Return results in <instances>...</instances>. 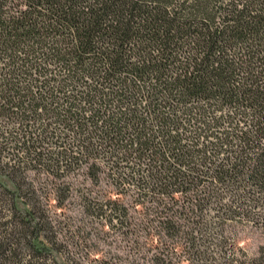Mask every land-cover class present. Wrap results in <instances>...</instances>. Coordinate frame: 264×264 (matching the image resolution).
I'll return each instance as SVG.
<instances>
[{
  "label": "trees",
  "instance_id": "trees-1",
  "mask_svg": "<svg viewBox=\"0 0 264 264\" xmlns=\"http://www.w3.org/2000/svg\"><path fill=\"white\" fill-rule=\"evenodd\" d=\"M31 174L132 195L148 227L129 264H170V246L264 264V243L226 233L264 231V0H0V176L16 187L0 181V264H83L56 257L67 242ZM84 199L129 226L128 202Z\"/></svg>",
  "mask_w": 264,
  "mask_h": 264
},
{
  "label": "rangeland",
  "instance_id": "rangeland-1",
  "mask_svg": "<svg viewBox=\"0 0 264 264\" xmlns=\"http://www.w3.org/2000/svg\"><path fill=\"white\" fill-rule=\"evenodd\" d=\"M31 177L34 181L29 182H32L40 190L43 199L49 202L54 223L56 227L62 229V238L67 242V254L65 256L56 254L60 261H65V257H69L68 260H80L83 264H129L144 253L145 250L140 243L133 240L138 237L137 234L145 233L148 227L147 217L143 213V207L135 205L132 195L117 194V188L111 181L106 180L95 184L92 181H83L81 176L69 177L68 181H54L52 177L43 174H31ZM0 181L11 189L16 188L6 176H0ZM67 185L70 187L69 196L65 204L59 208L56 200L58 193H65ZM86 196L119 197L128 202L131 205L129 226L125 223H116L112 227L111 224L87 212L83 205ZM17 204L19 207H25L21 199L17 200ZM226 233L251 254H255L264 243L263 229L246 222L229 224ZM165 252L169 254L170 264H190L189 254L182 246L167 247Z\"/></svg>",
  "mask_w": 264,
  "mask_h": 264
}]
</instances>
